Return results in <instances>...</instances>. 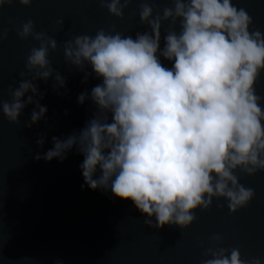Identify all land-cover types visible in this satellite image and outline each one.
I'll use <instances>...</instances> for the list:
<instances>
[{
  "label": "clouds",
  "instance_id": "clouds-1",
  "mask_svg": "<svg viewBox=\"0 0 264 264\" xmlns=\"http://www.w3.org/2000/svg\"><path fill=\"white\" fill-rule=\"evenodd\" d=\"M15 2L0 0V10ZM33 2L18 0L23 6ZM97 2L123 19L134 0ZM170 5L161 12L155 0L140 3V23L147 30L135 37L113 24L63 41L65 60L83 73L81 82L100 81L77 96L78 104L90 101L94 111L79 131L52 136L53 147L34 159L63 162L75 148L83 156L82 189L130 199L145 225L184 230L197 220L195 210H208L214 199L223 198L235 213L255 196L237 172L264 171V95L257 93L264 79V32L250 29L254 18L238 0H170ZM56 23L62 28L64 20ZM17 35L39 47L30 49L18 84L8 85L10 99H0V111L19 124L24 109L34 105L25 124L31 128L48 123V108L41 104L47 89L41 91L39 81L51 79L52 91L62 96L67 77L49 59L58 48L54 37L36 31L32 19ZM7 37L0 27V42ZM45 139L39 136L36 144L43 147ZM223 244L220 233L207 247L201 242L206 257L201 264H264V257H242L239 247Z\"/></svg>",
  "mask_w": 264,
  "mask_h": 264
},
{
  "label": "water",
  "instance_id": "water-1",
  "mask_svg": "<svg viewBox=\"0 0 264 264\" xmlns=\"http://www.w3.org/2000/svg\"><path fill=\"white\" fill-rule=\"evenodd\" d=\"M142 2L134 0L123 19L110 15L97 0H34L30 6L17 0L0 10V27L8 30L7 39L0 42V99H10L8 85L18 84L30 49L39 47L31 37L17 35L28 19L34 21L36 31L57 40L58 48L50 50L49 59L67 77L62 96L52 91L51 79L47 84L39 81L40 90L47 89L41 100L48 108L47 124L41 120L25 127L34 105L24 109L19 124L10 123L0 111V253L5 257L0 264H53L57 258L63 264H201L206 258L201 242L209 246L215 233L224 237L223 246L239 247L242 257H264V171L251 176L237 172L240 182L255 190L250 203L237 212L230 213L223 198L214 199L208 210H195L197 220L188 228L158 229L143 223L146 217L130 199L87 185L82 189L83 156L75 148L63 162L34 159L37 152L53 147L52 136L64 138L79 131L94 111L90 101L78 104L77 96L100 81L81 82L83 73L65 60L63 41L80 34L95 35L113 24L117 31L135 37V32L147 30L139 18ZM155 5L161 12L171 6L170 0H155ZM238 6L253 16L250 29L264 32V0H238ZM59 19L64 20L62 28L56 23ZM257 93L264 95V79L257 84ZM39 136H46L43 147L36 144Z\"/></svg>",
  "mask_w": 264,
  "mask_h": 264
}]
</instances>
